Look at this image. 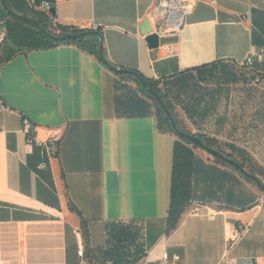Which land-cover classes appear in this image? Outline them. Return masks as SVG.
Segmentation results:
<instances>
[{"label":"crops","instance_id":"0c3cea01","mask_svg":"<svg viewBox=\"0 0 264 264\" xmlns=\"http://www.w3.org/2000/svg\"><path fill=\"white\" fill-rule=\"evenodd\" d=\"M5 1L14 15L0 0V264H164L163 253L166 264H264V190L161 129L131 77L75 44L44 46L22 18L56 33L100 24L105 59L157 85L264 49V0H198L156 48L142 33L154 0H44L53 13ZM227 85L197 102L199 122L214 128L202 132L264 167V84ZM28 135L56 141L46 152ZM206 206L221 212L209 220ZM240 226L247 231L229 248L226 235Z\"/></svg>","mask_w":264,"mask_h":264},{"label":"rangeland","instance_id":"374dc122","mask_svg":"<svg viewBox=\"0 0 264 264\" xmlns=\"http://www.w3.org/2000/svg\"><path fill=\"white\" fill-rule=\"evenodd\" d=\"M204 70L205 71L200 74L198 72L185 74L182 82H178L176 79L165 80L157 84V88L165 95L167 101L171 105V114L174 118L176 127L180 131L195 134L199 136L201 140H215V145L213 148L211 147L212 149H219L224 155H232L231 148L226 146V143L220 142L212 135L202 132H213L214 128L211 121L199 122L196 104L198 101L202 103L204 100L213 102V91L218 88H228L226 86H229L227 85L229 83L241 81L256 87L257 85L264 84V81L259 84H253L249 80L246 71L235 65L228 66L227 64H219L216 68H206ZM211 107L212 105L210 108ZM187 108L190 110V115H188V117L186 115ZM202 124H204V126ZM174 133L177 134L176 132ZM178 137L180 136L178 135ZM199 148L205 150L201 146ZM206 153L209 156H213L208 151H206ZM248 166L250 167V171L252 170L251 168L254 167L249 163ZM245 171L248 172L247 169ZM260 181L264 183V180L260 179Z\"/></svg>","mask_w":264,"mask_h":264},{"label":"built area","instance_id":"2783aa9c","mask_svg":"<svg viewBox=\"0 0 264 264\" xmlns=\"http://www.w3.org/2000/svg\"><path fill=\"white\" fill-rule=\"evenodd\" d=\"M31 6L38 7L47 13L51 12L52 4L48 1L27 0ZM198 0H154L153 6L148 14L150 22L155 26V33L160 37L172 36L180 31L184 26L187 17L193 12ZM5 21L0 20V27L4 25ZM100 24H95L92 30H99ZM5 37V31H0V40ZM237 67L246 71L249 80L253 84H259L264 81V49L256 52L250 51L242 62ZM6 106L0 97V110L5 109ZM28 124V120L24 119V125ZM27 133V132H26ZM27 141L29 144L40 146L46 152L55 144L56 140H38L28 135ZM45 162L40 164V167H45ZM201 205L196 204L191 212L199 215L201 213ZM261 211L264 214V201L261 204ZM221 211L213 206L204 207L202 215L209 220H213ZM247 231L246 226H240L236 230L227 233L226 239L228 247L231 248ZM78 256L85 263L84 252L85 247L80 238H78ZM167 254L163 253L162 262L166 264Z\"/></svg>","mask_w":264,"mask_h":264},{"label":"trees","instance_id":"16d2710c","mask_svg":"<svg viewBox=\"0 0 264 264\" xmlns=\"http://www.w3.org/2000/svg\"><path fill=\"white\" fill-rule=\"evenodd\" d=\"M45 29V28H44ZM46 32H42L40 30H37V34L46 37V41L45 43H43L44 46H53L56 44H60V43H70V44H75L78 47L82 48L83 50L99 57V45H100V38L98 35L94 34V33H85L83 34L81 37L76 38V39H66L65 41H57L53 38H51L50 35H56V36H61L67 33H73V34H77L80 32H86V31H91L89 29H74V28H68V27H64L61 26L59 27V32H54L52 30H47L45 29ZM101 35L102 33L97 30ZM103 38V37H102ZM104 55V52H103ZM105 58V57H104ZM132 73H120V72H116L118 75L120 76H124V77H131L138 85V87L140 88V90L150 99L153 100L154 104H155V113H156V117L158 120V126L161 129L164 130H168L171 132H175L174 128L171 125L170 119L169 117L166 115L164 109L161 107V105L156 101V99L154 98V96L147 91V89L139 82L138 77H141L143 79H145L159 94L160 98L162 99V101L164 102V104L166 105V107L168 108V110L171 112V105L169 104V102L167 101L166 97L164 94H162L160 92V89L157 88V85L152 83L151 81L147 80L146 78H144V76L135 71V70H131ZM180 139L183 140L186 143H190L193 144L194 146H198L200 147L198 144L193 143L192 141L186 139L185 137H181ZM202 141L205 143V145L209 146L210 148L215 145V140L212 139H202ZM226 146L231 148V154L225 155L228 156L229 158L235 160L242 168H246L248 170V172L254 176H256L259 180L262 179L264 180V167H261L259 165H257L254 161V159L251 157L250 154H248L245 150L233 145V144H229L226 143ZM219 150V149H218ZM220 151V150H219ZM216 158L222 162H225L224 160H222L221 158L217 157ZM248 163L253 165L254 167H252L251 171L249 170V166ZM247 165V166H246ZM248 180L256 183V181L254 180V178L244 174ZM176 219L171 223L170 225V229H172L175 224H176ZM82 224H85L84 221H82ZM84 241H87V233L84 232ZM97 252L99 254H101L100 250H97Z\"/></svg>","mask_w":264,"mask_h":264},{"label":"water","instance_id":"95a60500","mask_svg":"<svg viewBox=\"0 0 264 264\" xmlns=\"http://www.w3.org/2000/svg\"><path fill=\"white\" fill-rule=\"evenodd\" d=\"M4 7L6 8L7 12L11 15H14V13H12V11L8 8L6 1L5 0H1ZM51 12H54V8H51ZM25 20L31 21L38 30L42 31V32H46V30L44 29V27L38 23L35 20L26 18V17H22ZM85 33H94L96 35L99 36L100 38V45H99V57L102 60V62L107 65L110 69H112L115 72H120V73H132L131 70L129 69H125V68H117L114 65L110 64L103 55V38L102 35L96 31V30H91V31H86V32H80L77 34H73V33H67L61 36H56V35H50L51 38L57 40V41H65L66 39H76L81 37L83 34ZM142 33L146 34V41L149 45L150 48H156L159 45V36L155 33V32H151V28H150V23L148 19H145L143 25H142ZM139 82L147 89L148 92H150L154 98L156 99V101L161 105V107L164 109L166 115L169 117L170 122L172 127L174 128L175 132L181 136V137H185L186 139L192 141L193 143L198 144L199 146L205 148L206 150L210 151L213 155L221 158L222 160L234 165L235 167H237L238 169H240L241 171H243L244 173H246V175L254 178V180L256 181V183L258 184V186L264 190V183H262L256 176L248 173L245 171L244 168H242L235 160L229 158L228 156H225L223 153H221L218 150L212 149L208 146H206L203 141L201 140V138L195 134H191V133H185L180 131L175 124L174 118L172 116V114L170 113V111L168 110V108L166 107V105L164 104V102L162 101V99L160 98L158 92L143 78L138 77Z\"/></svg>","mask_w":264,"mask_h":264}]
</instances>
